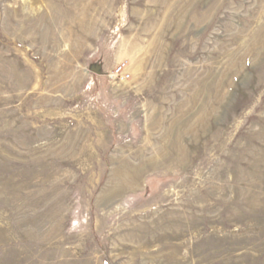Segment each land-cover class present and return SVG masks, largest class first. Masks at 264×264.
Instances as JSON below:
<instances>
[{
    "label": "rangeland",
    "instance_id": "rangeland-1",
    "mask_svg": "<svg viewBox=\"0 0 264 264\" xmlns=\"http://www.w3.org/2000/svg\"><path fill=\"white\" fill-rule=\"evenodd\" d=\"M0 264H264V0H0Z\"/></svg>",
    "mask_w": 264,
    "mask_h": 264
},
{
    "label": "built area",
    "instance_id": "built-area-1",
    "mask_svg": "<svg viewBox=\"0 0 264 264\" xmlns=\"http://www.w3.org/2000/svg\"><path fill=\"white\" fill-rule=\"evenodd\" d=\"M131 73L127 63H120L108 74V80L111 83H124L129 80Z\"/></svg>",
    "mask_w": 264,
    "mask_h": 264
},
{
    "label": "bare ground",
    "instance_id": "bare-ground-1",
    "mask_svg": "<svg viewBox=\"0 0 264 264\" xmlns=\"http://www.w3.org/2000/svg\"><path fill=\"white\" fill-rule=\"evenodd\" d=\"M135 180V179H134Z\"/></svg>",
    "mask_w": 264,
    "mask_h": 264
}]
</instances>
